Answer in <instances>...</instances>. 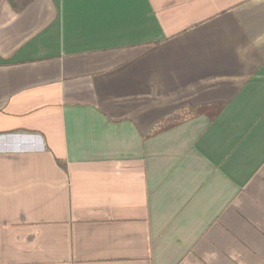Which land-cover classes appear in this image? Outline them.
Returning a JSON list of instances; mask_svg holds the SVG:
<instances>
[{
  "label": "crops",
  "instance_id": "obj_1",
  "mask_svg": "<svg viewBox=\"0 0 264 264\" xmlns=\"http://www.w3.org/2000/svg\"><path fill=\"white\" fill-rule=\"evenodd\" d=\"M0 264H264V0H0Z\"/></svg>",
  "mask_w": 264,
  "mask_h": 264
}]
</instances>
